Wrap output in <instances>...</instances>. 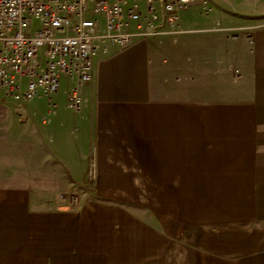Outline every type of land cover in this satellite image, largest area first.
Wrapping results in <instances>:
<instances>
[{
	"label": "crops",
	"instance_id": "obj_1",
	"mask_svg": "<svg viewBox=\"0 0 264 264\" xmlns=\"http://www.w3.org/2000/svg\"><path fill=\"white\" fill-rule=\"evenodd\" d=\"M179 26L0 105V264H264V0Z\"/></svg>",
	"mask_w": 264,
	"mask_h": 264
},
{
	"label": "built area",
	"instance_id": "obj_2",
	"mask_svg": "<svg viewBox=\"0 0 264 264\" xmlns=\"http://www.w3.org/2000/svg\"><path fill=\"white\" fill-rule=\"evenodd\" d=\"M193 1L166 0L159 14L152 5L141 11L131 0H0V105L38 93L50 97L65 76L72 82L67 106L78 111V89L92 79L96 52L109 44L124 47L135 39L181 33L180 12ZM35 22L38 27L30 31ZM60 198L79 203L76 195Z\"/></svg>",
	"mask_w": 264,
	"mask_h": 264
},
{
	"label": "rangeland",
	"instance_id": "obj_3",
	"mask_svg": "<svg viewBox=\"0 0 264 264\" xmlns=\"http://www.w3.org/2000/svg\"><path fill=\"white\" fill-rule=\"evenodd\" d=\"M207 6V5H206ZM187 7V6H186ZM207 9L206 8H204L203 10H201V12L203 13V11H206ZM200 11V10H199ZM183 14H185V13H183ZM38 27V22L36 23H33L32 25H30V31H32V30H34L35 29V27Z\"/></svg>",
	"mask_w": 264,
	"mask_h": 264
}]
</instances>
